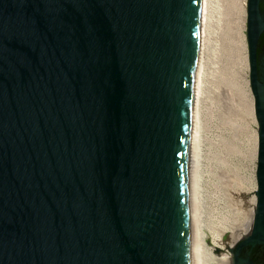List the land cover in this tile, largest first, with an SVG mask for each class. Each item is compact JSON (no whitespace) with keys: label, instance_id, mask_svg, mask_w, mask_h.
<instances>
[{"label":"water","instance_id":"water-1","mask_svg":"<svg viewBox=\"0 0 264 264\" xmlns=\"http://www.w3.org/2000/svg\"><path fill=\"white\" fill-rule=\"evenodd\" d=\"M247 4L257 208L218 260L189 231L201 0H0V264H264V0Z\"/></svg>","mask_w":264,"mask_h":264},{"label":"rangeland","instance_id":"rangeland-1","mask_svg":"<svg viewBox=\"0 0 264 264\" xmlns=\"http://www.w3.org/2000/svg\"><path fill=\"white\" fill-rule=\"evenodd\" d=\"M235 1L238 7L234 0L206 2L194 112L197 225L203 257L218 260L233 251L246 229L256 189L258 124L249 86L247 0Z\"/></svg>","mask_w":264,"mask_h":264},{"label":"bare ground","instance_id":"bare-ground-1","mask_svg":"<svg viewBox=\"0 0 264 264\" xmlns=\"http://www.w3.org/2000/svg\"><path fill=\"white\" fill-rule=\"evenodd\" d=\"M208 1V0H207ZM206 0H201V9H200V16H199V38H198V53H197V60H196V67H195V72H194V86H193V100H192V124H191V164H190V187H189V210H188V215H189V231H190V244L191 248L194 249L196 252L202 255L203 253V248H204V243L202 240V234L199 231V227L197 225V214H196V201L194 198V192H195V178L196 174L194 173L193 167H194V151H195V144H196V132H195V122H196V117H194V112H195V107H196V93H199V85L201 81V74H200V67H201V53H202V48L204 47L205 44V38L204 37V27L202 26V22L205 18L204 16V10L206 6ZM248 2V0H247ZM238 2L234 0V6H237ZM248 5V4H247ZM238 7V6H237ZM238 12V11H237ZM247 7H246V29H247ZM206 19V18H205ZM205 25V24H204ZM247 36V35H246ZM248 45V41H247ZM249 51V47H248ZM249 61V60H248ZM250 70V68H249ZM201 87V86H200ZM257 121V120H256ZM258 124V123H257ZM194 134V135H193ZM194 161V162H193ZM256 180V176H255ZM257 180H256V189L254 190V203L252 205V210H251V217L246 223V229L243 230L246 231L252 224L254 215L256 212L257 208ZM242 231L239 233L238 237L240 239L241 234L243 233ZM205 254V253H204ZM206 255V254H205ZM204 255V256H205ZM203 256V255H202ZM223 258V257H222Z\"/></svg>","mask_w":264,"mask_h":264},{"label":"flooded vegetation","instance_id":"flooded-vegetation-1","mask_svg":"<svg viewBox=\"0 0 264 264\" xmlns=\"http://www.w3.org/2000/svg\"><path fill=\"white\" fill-rule=\"evenodd\" d=\"M257 60L258 64L264 62V31L260 35L258 46H257ZM249 262L252 264L251 260L248 258Z\"/></svg>","mask_w":264,"mask_h":264},{"label":"trees","instance_id":"trees-1","mask_svg":"<svg viewBox=\"0 0 264 264\" xmlns=\"http://www.w3.org/2000/svg\"><path fill=\"white\" fill-rule=\"evenodd\" d=\"M261 7L263 8V5H261Z\"/></svg>","mask_w":264,"mask_h":264}]
</instances>
